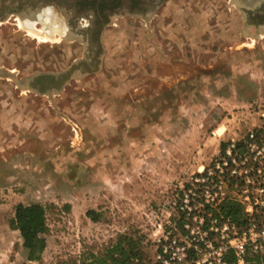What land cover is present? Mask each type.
I'll return each instance as SVG.
<instances>
[{
  "label": "rangeland",
  "instance_id": "obj_1",
  "mask_svg": "<svg viewBox=\"0 0 264 264\" xmlns=\"http://www.w3.org/2000/svg\"><path fill=\"white\" fill-rule=\"evenodd\" d=\"M167 1L147 22L108 27L100 70L43 92L30 78L91 61L89 46L27 13L0 22V71L15 74H0V264L28 262L12 225L19 203L47 208V248L35 264H86L121 238L139 251L135 264H148L170 231L189 248L206 237L217 204L209 185L193 182L264 127V28L249 21L246 0ZM223 190L238 197L233 183ZM247 259L264 264V252Z\"/></svg>",
  "mask_w": 264,
  "mask_h": 264
},
{
  "label": "built area",
  "instance_id": "obj_2",
  "mask_svg": "<svg viewBox=\"0 0 264 264\" xmlns=\"http://www.w3.org/2000/svg\"><path fill=\"white\" fill-rule=\"evenodd\" d=\"M242 146L232 143L222 153L221 166L214 168L213 172L205 168L193 182V185H209L211 196L217 204L208 214L211 215L205 216L206 221L212 225L210 227L207 222L206 226L204 224L206 237L197 242L193 240L189 248V245L180 243L176 234L170 231L159 238L156 261L148 264H248L249 253L264 252V127L251 131ZM231 183L239 187L238 197L228 196L223 190L225 185ZM188 191L192 199L196 191L193 192L191 187L187 188ZM226 200L244 204L245 218L237 222L225 213L215 214ZM183 205L184 202L181 208L185 209ZM189 208L187 200L186 209ZM185 225L182 231L189 234L190 229ZM200 250L206 251L204 258L196 259ZM173 252H177L178 257H172ZM229 255L231 260L228 259Z\"/></svg>",
  "mask_w": 264,
  "mask_h": 264
},
{
  "label": "flooded vegetation",
  "instance_id": "obj_3",
  "mask_svg": "<svg viewBox=\"0 0 264 264\" xmlns=\"http://www.w3.org/2000/svg\"><path fill=\"white\" fill-rule=\"evenodd\" d=\"M242 1V0H238ZM245 1V0H244ZM167 0H11L7 5V14H0V18H6L10 14L21 13L31 17L30 20H36L44 24V28L51 34L61 32L63 40L73 39L81 44L89 46V55L92 51L90 60L82 59L80 69L84 75L91 73L97 64V57L103 54V37L108 27L112 26L118 18L138 17L144 22L151 18L154 12H157L165 6ZM247 4L241 2V7L251 13L250 22L256 24V28H264V0H246ZM2 3L0 2V7ZM27 8V9H26ZM37 8H44L39 13H35ZM45 8L51 10L46 15L53 16L51 21L43 18ZM56 8L61 9L66 14L67 22L60 21ZM27 10V11H24ZM46 12V11H45ZM50 19V18H49ZM57 19V20H56ZM29 20V19H28ZM54 21V22H53ZM66 27L64 28V26ZM54 29V30H53ZM65 29V30H63ZM66 72L56 74L55 72L41 73L37 75L32 86L39 92L52 88H61V83L66 77Z\"/></svg>",
  "mask_w": 264,
  "mask_h": 264
},
{
  "label": "trees",
  "instance_id": "obj_4",
  "mask_svg": "<svg viewBox=\"0 0 264 264\" xmlns=\"http://www.w3.org/2000/svg\"><path fill=\"white\" fill-rule=\"evenodd\" d=\"M225 148L227 144L223 143ZM208 169V168H207ZM207 172V171H206ZM218 182V179L215 183ZM240 203L228 201L220 205V210L215 214L225 213L232 216L234 220H239L241 212ZM93 212L89 211L88 216L95 220ZM12 225L18 229L24 240V246L28 249V262L25 264H35L42 260L43 253L47 248V239L45 235L50 227L47 218V208L41 203L24 204L19 203L16 207L15 217ZM139 257V251L131 243H126L124 239L107 249L103 256H93L92 261L86 264H135V259ZM63 264H78L77 262H64ZM257 264H261L259 261Z\"/></svg>",
  "mask_w": 264,
  "mask_h": 264
},
{
  "label": "water",
  "instance_id": "obj_5",
  "mask_svg": "<svg viewBox=\"0 0 264 264\" xmlns=\"http://www.w3.org/2000/svg\"><path fill=\"white\" fill-rule=\"evenodd\" d=\"M0 2L2 3V6L0 7V14L4 12V15L7 14L6 8L7 5L11 2V0H0ZM8 16V15H7ZM6 16V18H7ZM5 19V18H3ZM0 18V22L3 20ZM102 61H103V57H101L100 55L97 57V64L96 67L92 70H90V72H97L98 70L101 69V65H102ZM82 60L77 61L76 63H74L72 66H70V68L66 71V77L64 79V81L61 83V89H63V87L69 82V80L72 77H82L83 74L81 73V71H77L80 69V64H82ZM0 74L4 75V76H8V77H14L15 78V74L11 73V72H5V71H0ZM38 74H35V76H32L30 78V80L34 79ZM33 90H36L34 87ZM39 92V91H38Z\"/></svg>",
  "mask_w": 264,
  "mask_h": 264
},
{
  "label": "bare ground",
  "instance_id": "obj_6",
  "mask_svg": "<svg viewBox=\"0 0 264 264\" xmlns=\"http://www.w3.org/2000/svg\"><path fill=\"white\" fill-rule=\"evenodd\" d=\"M21 22V24H23L24 23V21H20Z\"/></svg>",
  "mask_w": 264,
  "mask_h": 264
}]
</instances>
